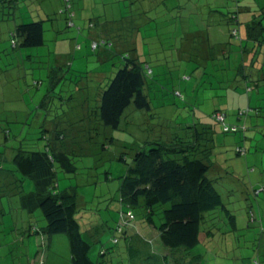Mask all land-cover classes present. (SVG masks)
Returning a JSON list of instances; mask_svg holds the SVG:
<instances>
[{
    "label": "rangeland",
    "instance_id": "1",
    "mask_svg": "<svg viewBox=\"0 0 264 264\" xmlns=\"http://www.w3.org/2000/svg\"><path fill=\"white\" fill-rule=\"evenodd\" d=\"M262 2L0 0V170H5L12 181L9 188L0 187V264H23L33 258L36 239H42L22 236L21 232L28 223L38 228L46 224L39 209L32 214L19 209L20 194L32 191L34 185L27 178L21 180L12 164L17 150L46 143L39 139L40 130L49 128L43 124L45 119L50 121L54 115L68 110V105L37 106L50 87L45 74L51 72L54 77V73L60 72L52 70L57 62L69 69L66 76L61 74L63 80L49 93L52 100L63 95L60 91L70 90L79 83L87 88L78 96L88 95L100 82L98 74L103 76L100 86L105 85L123 60L117 54L121 52H118L119 41L116 50L111 51L115 52L111 59L102 56L104 50L92 51L90 43L96 40L95 33L104 24L105 28H101L104 36H112L114 40L127 37L133 43L135 58L147 64L154 75L159 72L164 76L149 94L153 106L150 113L130 106L119 130L101 131L99 139L98 133H90L87 144L78 146L84 155H70L75 174L67 175L55 167L57 189L75 187L78 193L76 218L84 238L92 245L91 260L104 264H132V261L155 264L154 259L146 257L162 255L157 231L143 225L139 210H133L135 219L129 222L130 226L123 224L125 217L121 214L127 209L120 202L118 189L125 167L118 158L122 154L128 156L130 144L141 145L158 139L175 126L179 128L192 120L206 121L211 112L220 110L226 118L223 125H215L212 152V162L218 169L213 174L210 172L209 177L234 216L236 230L222 208L206 213L199 243L190 256L197 255L198 264H254L255 260L264 264V80L261 77L256 83L254 77H248L245 83L237 77L242 61L246 67L241 72L250 74L251 56L241 49L246 42V24L259 14ZM237 11L238 24L231 21L232 13ZM69 14L71 26L67 25ZM36 21L43 24V46L14 48L15 27ZM176 44L184 49L186 44L187 49L180 51L179 59L174 61L176 52L169 54V49ZM223 53L228 56L223 57ZM38 81L43 84L37 85ZM235 86L237 89L233 90ZM87 103L91 108V98ZM239 110L244 111L241 116ZM224 125L231 130L244 125L245 130L224 134ZM64 135L70 142V132ZM9 191L11 196H7ZM118 224L137 235L134 242L137 249L143 250L140 256L128 258L129 237L115 231ZM114 238L118 239L117 243L113 242ZM102 249L107 254L99 258ZM44 259L47 264H70L65 235L51 236Z\"/></svg>",
    "mask_w": 264,
    "mask_h": 264
},
{
    "label": "trees",
    "instance_id": "2",
    "mask_svg": "<svg viewBox=\"0 0 264 264\" xmlns=\"http://www.w3.org/2000/svg\"><path fill=\"white\" fill-rule=\"evenodd\" d=\"M262 1L259 14L252 17L246 24V42L242 43L244 47L241 52L251 56L249 59L250 74L247 76L241 72L242 68L246 67L243 66L245 63L243 61L237 72V77L243 79L245 83H248V77H254L256 80L253 81L256 83L261 77L264 80V74H262L264 69V0ZM238 13V11L234 12L232 13L234 16H231V21L237 22L236 24L239 23L237 21ZM70 14L67 18L68 26L73 24ZM102 26L105 28V24ZM102 26L95 33L97 42L93 40L90 43L92 51L104 50L102 56H106L108 60L115 56V52L111 51L113 48L116 50L118 41L121 42L118 51L121 52L117 53L123 60L121 67L103 86H100L103 76L98 74L97 81L100 82L95 84L97 85L94 86L95 90L89 91L88 95L78 96L82 90L87 88L79 83L70 90L60 91V93L63 92V95L59 94L52 100L49 93L61 78L63 80L64 77L61 74L64 73L66 76L69 72L67 65L64 69L57 62L58 64L56 63L52 70L60 72L54 73V77L51 72L45 74L51 88L48 87V93L42 96L37 106L46 108L57 105L59 108L68 105V110L61 112L60 115H54L50 121L48 119L43 121V124L49 126L47 129L40 130L39 139L46 140L44 145L32 144L27 150H17L12 158L14 172L21 177V180L27 178L34 185L32 191L20 194L19 209L28 214L39 209L46 222L42 228L28 223L21 232L22 236L34 235L42 239H36V254L23 264H47L44 252L48 240L54 235L67 237L70 264H104L100 260H91L92 245L84 238L79 220L76 218L78 193L75 187L64 190L57 189L55 167L67 175L75 174L76 168L70 155L76 154L77 157L84 155L79 152L78 146L87 144L90 133H98L96 138L99 139L101 131L119 130L121 119L130 106L135 110L150 113L153 106L149 94L155 91L156 85L159 86L157 80L162 78L164 73L158 72L157 75H154L153 70L147 64L144 65L135 58V54L132 53L133 43L131 40H128L127 37L125 40L120 38L114 40L112 36H104L101 33ZM43 33L41 21L17 25L12 33L13 47H41L44 44ZM108 41H112L111 44L107 45ZM127 44L129 45L127 46ZM181 47L183 50H180ZM186 49V44L185 49L183 45L176 44L174 47H170L169 54L175 51L177 57L174 61H176L179 59V52ZM199 54L201 53L199 52ZM219 54L222 55L221 51ZM225 55L228 56L227 53H223V57H226ZM168 57L172 58V55ZM42 84V81L37 83L39 86ZM234 89H237V86ZM88 98H91L93 103L91 108L87 105ZM239 112L241 113L238 114L239 116L244 113L240 110ZM217 114L226 118L220 110H214L206 121L192 120V122L182 124L179 128L175 126L174 130L161 134L158 139L156 137L141 145L130 144V147L127 148L128 156L125 157L122 154L118 158V162L125 167L118 189L120 202L123 204V208L127 209L124 214H121V217L123 215L125 217L123 224L126 226L134 220L133 210H139L143 225L157 231L162 255L158 256L159 258H155L154 255L152 257L145 256L154 259L155 264H198L199 257L197 255L190 256V251L199 243L201 224L208 212L222 208L230 219V225L236 230L234 216L223 204L213 179L209 177V173L213 174L215 171L212 162L215 142L214 128L217 123L222 124L223 122L218 121ZM149 115L151 117V114ZM65 120H67V125H63ZM238 120L241 119L238 118ZM73 124H78V126L74 128ZM232 128L234 130L224 125L222 131L227 134L245 130L244 125ZM68 131L70 132V142L66 141L64 135ZM74 147H76V151H74ZM104 147L102 145V148ZM2 171L1 169L0 187L9 188L12 181L10 182L7 172ZM21 180L20 182H22ZM8 193L10 195L7 196H11V191ZM115 231L125 236L124 238L129 237L127 242L128 258L133 259L143 253V250H139L135 246L134 238L137 239V235H132L133 231L126 230L122 224H118ZM207 234H210V231ZM117 241V238L113 239L114 243ZM100 252L99 258H103L107 254L105 249ZM133 263L134 261H132ZM254 264H258V261L255 260Z\"/></svg>",
    "mask_w": 264,
    "mask_h": 264
},
{
    "label": "built area",
    "instance_id": "3",
    "mask_svg": "<svg viewBox=\"0 0 264 264\" xmlns=\"http://www.w3.org/2000/svg\"><path fill=\"white\" fill-rule=\"evenodd\" d=\"M93 47H95V45H93ZM216 118L218 119V121L222 122L223 121V116L221 114H217ZM225 130H227V128L225 127ZM234 130V129H233Z\"/></svg>",
    "mask_w": 264,
    "mask_h": 264
},
{
    "label": "crops",
    "instance_id": "4",
    "mask_svg": "<svg viewBox=\"0 0 264 264\" xmlns=\"http://www.w3.org/2000/svg\"><path fill=\"white\" fill-rule=\"evenodd\" d=\"M139 26H140V25H139ZM122 38H123V39H126L125 37H122ZM178 46H179V45H178ZM180 49L183 50L182 47H181ZM213 168H214V170L216 171V170L218 169L217 164H214V167H213Z\"/></svg>",
    "mask_w": 264,
    "mask_h": 264
}]
</instances>
